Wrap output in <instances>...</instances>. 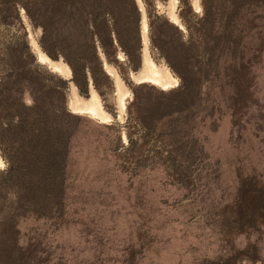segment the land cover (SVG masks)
<instances>
[{"label": "rangeland", "instance_id": "obj_1", "mask_svg": "<svg viewBox=\"0 0 264 264\" xmlns=\"http://www.w3.org/2000/svg\"><path fill=\"white\" fill-rule=\"evenodd\" d=\"M12 1L0 0L1 264H264V0H148L150 21L143 0H101L113 37L141 49L131 62L117 43L109 59L98 48L85 94L64 60L85 49L77 4L34 0L31 20ZM145 53L175 86L140 82ZM92 93L108 120L73 111Z\"/></svg>", "mask_w": 264, "mask_h": 264}, {"label": "trees", "instance_id": "obj_2", "mask_svg": "<svg viewBox=\"0 0 264 264\" xmlns=\"http://www.w3.org/2000/svg\"><path fill=\"white\" fill-rule=\"evenodd\" d=\"M34 0H13L12 1V11L14 15H18L19 6H22L28 17L33 20L32 16L28 11V5ZM37 0H35L36 2ZM88 9H86L82 0H73L74 4H77V8L73 13L72 18L73 24L78 25L81 28L84 38L85 49L71 57H65L64 60L68 64L72 72V80L75 85L79 88L80 92L85 94L87 92L88 81L86 76V70L92 69V64L95 60H99L98 48H101L105 57L109 59L111 56L114 57V52L117 45L124 51L131 62H134L137 57V50L141 49L140 40L135 39L134 41H129L124 43V41L116 34L113 37L112 32L108 25V17L110 16L111 9L101 2V0L90 1ZM145 4V10L147 13V18L151 19L152 14L148 8L149 1L143 0ZM152 2V0H150ZM94 3V4H93ZM179 3L189 4V0H179ZM0 21L7 22V9L6 5L1 3L0 5ZM128 13L132 15V19L136 22V27L138 25V20L141 19V13L135 3L130 5L128 8ZM4 16V17H2ZM15 17V16H14ZM185 26L188 28L186 21L182 18ZM42 35L46 34V27L42 26ZM41 46L42 43L40 42ZM1 257V256H0ZM14 261H20V259H13ZM2 261V260H1ZM1 264V262H0ZM20 264V262L18 263Z\"/></svg>", "mask_w": 264, "mask_h": 264}, {"label": "bare ground", "instance_id": "obj_3", "mask_svg": "<svg viewBox=\"0 0 264 264\" xmlns=\"http://www.w3.org/2000/svg\"><path fill=\"white\" fill-rule=\"evenodd\" d=\"M142 33L143 36H145V33L147 31V25L146 22H143L142 26ZM38 58L42 63H49L53 64V69L57 71H62L63 69L69 73L68 67L59 66L55 62L49 60L47 56H45L41 51L38 50ZM143 62L144 66L147 68L146 74H144L141 77V81H149L156 83L158 85H161L162 88H170L176 85V79L168 72L162 73L159 68L155 65V63L147 56L145 53L143 56ZM55 63V64H54ZM105 65V64H104ZM71 107L73 108L74 112H80V113H88L92 115L95 118L102 119V120H108V116H105V111L103 110L101 103L99 102L98 98L95 96L94 93H92L91 97L87 99L83 104H80L79 100H74L70 102ZM120 107L124 108V101L121 98L120 100ZM101 120V121H102Z\"/></svg>", "mask_w": 264, "mask_h": 264}]
</instances>
